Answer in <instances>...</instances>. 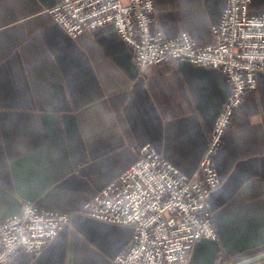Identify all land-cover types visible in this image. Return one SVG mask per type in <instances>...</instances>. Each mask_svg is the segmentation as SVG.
Instances as JSON below:
<instances>
[{"label":"crops","instance_id":"crops-1","mask_svg":"<svg viewBox=\"0 0 264 264\" xmlns=\"http://www.w3.org/2000/svg\"><path fill=\"white\" fill-rule=\"evenodd\" d=\"M55 0H0V219L23 202L69 215L36 257L9 264H112L133 229L91 219L84 205L154 146L191 177L231 89L219 70L168 60L140 75L108 25L71 39ZM227 0H155L167 38L213 44ZM250 15L264 14L251 0ZM221 185L208 210L218 242L201 240L186 264H235L264 253V72L244 94L214 158ZM252 264H264V259Z\"/></svg>","mask_w":264,"mask_h":264},{"label":"built area","instance_id":"built-area-1","mask_svg":"<svg viewBox=\"0 0 264 264\" xmlns=\"http://www.w3.org/2000/svg\"><path fill=\"white\" fill-rule=\"evenodd\" d=\"M250 3L227 0L207 47L187 34L165 37L156 26L155 0H55L50 9L71 39L112 26L140 75L173 60L219 70L231 89L191 177L151 144L132 147L136 161L84 205L91 219L133 229L112 264H186L195 243L218 242L208 210L211 194L221 185L214 158L244 94L256 88L257 75L264 72V14L250 15ZM68 223L67 213L23 202L18 214L0 219V264H9L19 251L38 256Z\"/></svg>","mask_w":264,"mask_h":264},{"label":"water","instance_id":"water-1","mask_svg":"<svg viewBox=\"0 0 264 264\" xmlns=\"http://www.w3.org/2000/svg\"><path fill=\"white\" fill-rule=\"evenodd\" d=\"M262 259H264V253L257 255V256H254V257H251V258H248L246 260H243V261H241L239 263H235V264H252V263L260 261Z\"/></svg>","mask_w":264,"mask_h":264}]
</instances>
